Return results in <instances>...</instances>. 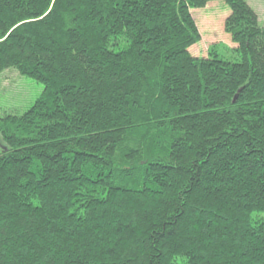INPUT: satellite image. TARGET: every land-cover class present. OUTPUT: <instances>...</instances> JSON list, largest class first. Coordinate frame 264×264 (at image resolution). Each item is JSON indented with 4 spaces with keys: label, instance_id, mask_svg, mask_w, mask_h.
<instances>
[{
    "label": "trees",
    "instance_id": "1",
    "mask_svg": "<svg viewBox=\"0 0 264 264\" xmlns=\"http://www.w3.org/2000/svg\"><path fill=\"white\" fill-rule=\"evenodd\" d=\"M0 0V264H264V28L223 0Z\"/></svg>",
    "mask_w": 264,
    "mask_h": 264
},
{
    "label": "rangeland",
    "instance_id": "2",
    "mask_svg": "<svg viewBox=\"0 0 264 264\" xmlns=\"http://www.w3.org/2000/svg\"><path fill=\"white\" fill-rule=\"evenodd\" d=\"M254 10L258 22L264 28V0H245ZM229 9L223 0H213L204 8L191 10L198 26L201 40L190 47L196 54L202 55L213 43L223 42L231 45L230 37L224 32L223 22ZM6 70L0 75V112L23 113L36 100L42 85L35 80Z\"/></svg>",
    "mask_w": 264,
    "mask_h": 264
}]
</instances>
